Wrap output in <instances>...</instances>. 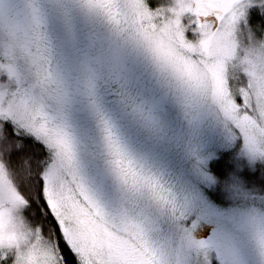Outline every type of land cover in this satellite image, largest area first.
<instances>
[{"label":"snow or ice","instance_id":"1","mask_svg":"<svg viewBox=\"0 0 264 264\" xmlns=\"http://www.w3.org/2000/svg\"><path fill=\"white\" fill-rule=\"evenodd\" d=\"M0 264H264V0H0Z\"/></svg>","mask_w":264,"mask_h":264}]
</instances>
